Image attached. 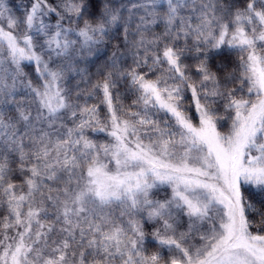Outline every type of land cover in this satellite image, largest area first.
Returning <instances> with one entry per match:
<instances>
[{
	"label": "snow or ice",
	"instance_id": "6c2138e0",
	"mask_svg": "<svg viewBox=\"0 0 264 264\" xmlns=\"http://www.w3.org/2000/svg\"><path fill=\"white\" fill-rule=\"evenodd\" d=\"M0 264H264V0H0Z\"/></svg>",
	"mask_w": 264,
	"mask_h": 264
}]
</instances>
